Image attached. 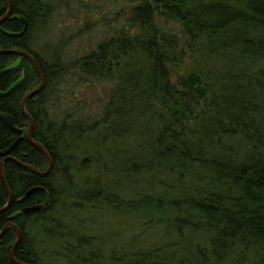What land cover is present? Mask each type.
I'll use <instances>...</instances> for the list:
<instances>
[{
	"label": "trees",
	"instance_id": "16d2710c",
	"mask_svg": "<svg viewBox=\"0 0 264 264\" xmlns=\"http://www.w3.org/2000/svg\"><path fill=\"white\" fill-rule=\"evenodd\" d=\"M11 3L0 51H24L42 69L45 86L25 110L53 161L47 177L28 169L49 167L22 111L41 85L37 68L0 54V114L22 133L0 120V151L21 138L11 157L27 166H3L14 199L0 234L10 223L21 230L15 260L41 264L31 237L40 229L70 264L79 252L89 254L83 264H264V0ZM9 9L0 0V19ZM93 82L111 85L99 113L81 98ZM129 137L132 150L115 151ZM2 161L0 211L9 202ZM112 172L132 183L129 198ZM36 187L47 195L25 199ZM101 206L132 212L154 236L109 258L93 237L55 236V213ZM16 241L13 228L0 237V264H14Z\"/></svg>",
	"mask_w": 264,
	"mask_h": 264
},
{
	"label": "rangeland",
	"instance_id": "374dc122",
	"mask_svg": "<svg viewBox=\"0 0 264 264\" xmlns=\"http://www.w3.org/2000/svg\"><path fill=\"white\" fill-rule=\"evenodd\" d=\"M91 86H94L96 90L92 91L90 89V91H85L81 94V98L84 103L93 108V111L99 113L109 100L110 89L107 88H110L111 85L105 82H93ZM112 144L115 151L121 148L125 153L127 151L130 152L132 150V137L119 141L116 144L112 142ZM127 155L122 154L121 158ZM66 179L68 177L64 175L63 180ZM110 179H115L116 182L122 183L118 189L119 193L122 196L124 195V198L128 197L127 194L132 193V183L130 181L128 184L124 183V177L119 172H112ZM119 193L117 192V194ZM54 215L55 219L57 218L54 224H58V226L55 225V228H57L54 229L56 232L55 236L61 234L69 239V241H73L75 239L74 236L93 237L97 247L101 248L104 258L111 257L115 251L120 253L121 250H124V252L132 253V247L140 246L147 238L152 239L154 236V233H145L146 231L143 232L141 228H138V225L142 223V219L139 217L132 218V212H115L108 206H101L97 209L87 208L86 211H77V213L62 211ZM62 231H65V233H61ZM31 235L35 241V247L38 251L41 264H70L64 255V249L59 246V238L54 237L53 242H50L40 229L33 230ZM88 257L89 254L79 252L72 258L80 262L76 264H83L81 259Z\"/></svg>",
	"mask_w": 264,
	"mask_h": 264
},
{
	"label": "water",
	"instance_id": "95a60500",
	"mask_svg": "<svg viewBox=\"0 0 264 264\" xmlns=\"http://www.w3.org/2000/svg\"><path fill=\"white\" fill-rule=\"evenodd\" d=\"M8 1H9V5H10L9 12L6 15V17H4L3 19H0V24L3 23L10 16V14H11V11H12V3H11V0H8ZM0 54H13V55H17V56H22V57L29 58L34 63V65L36 66L37 71H38V74H39V76L41 78V85H40V87L36 91L28 94L25 97V99L23 100V102H22V111L24 112V114L26 115V117L30 121V129H29V133H28V139H29V141L40 152H42L46 156V158L48 160V163H49L48 170L46 172H44V173H38V172L32 170L31 168H28V169L31 170L34 174H36L38 176L47 177L51 173V171L53 169V161H52L50 155L48 154V152L44 149V147L42 145L34 142V140H33L34 120H33L32 117H30L29 115L26 114V110H25L26 102L28 100L34 98L35 96H37L43 90V88L45 86V77L43 75L42 69H41L39 63L30 54H28V53H26L24 51H0ZM0 120L4 121L6 127L9 130L13 131L15 134H17V135H21L22 134L21 131H19V130H17L15 128V126H14V120H13L12 116H10L8 114H0ZM20 142H21V138H19L17 141H15V143L10 148H8L7 150L0 151V157L3 158V161L1 163V171H2V175H3V178H4V182H5V185L7 187L8 194H9V202H8L7 206L3 210L0 211V213H3L6 210H8L9 207L12 205L13 199H14L13 194H12L11 190L9 189V187H8L6 181H5L4 172H3V166H4V164L6 162H8V161H11V162H14V163H16V164H18L20 166L27 167V166H24V165L20 164L18 161H16L15 159H13L11 157L12 152L17 148V146L20 144ZM35 194H46L47 195L46 188H44V187H36V188H33V189H31L30 191H28L25 194L24 198L25 199H29V198H31ZM41 209H42V206L30 207V208L24 209L23 210V213L25 215L34 214V213L39 212ZM8 228H13L16 231L17 241H16V244L13 247L12 254H11V258H12L14 264H20V263H18L15 260V252H16V249H17V247L19 246V244L21 242L22 232H21V230L17 226H15L13 223H10V224H8L3 229L2 233L0 234V237L6 232V230Z\"/></svg>",
	"mask_w": 264,
	"mask_h": 264
}]
</instances>
